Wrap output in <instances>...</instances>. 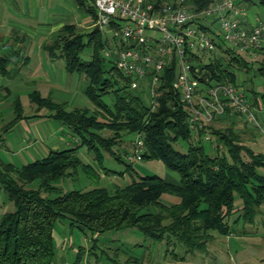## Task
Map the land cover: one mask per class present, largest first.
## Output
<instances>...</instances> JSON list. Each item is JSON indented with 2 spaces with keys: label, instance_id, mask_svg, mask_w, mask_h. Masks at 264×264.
I'll use <instances>...</instances> for the list:
<instances>
[{
  "label": "trees",
  "instance_id": "1",
  "mask_svg": "<svg viewBox=\"0 0 264 264\" xmlns=\"http://www.w3.org/2000/svg\"><path fill=\"white\" fill-rule=\"evenodd\" d=\"M76 1L93 19L96 17L94 0ZM213 1L188 0L187 5L199 12ZM258 2L264 5V0ZM198 25L215 34L217 50L221 52L218 57L207 52L198 55L199 80L207 77L208 84L228 80L243 88L241 76L238 80L240 74L232 67L238 72L248 71L250 62L242 56L246 52H236L212 28L199 21ZM88 46L92 51L85 60L80 53ZM103 46L98 28L81 32L72 24L61 27L44 44L50 59H61L67 72L85 76L83 93L95 108L65 110L63 102L42 96L37 90L28 94L36 110L46 108V117L65 125L78 142L21 166L0 164V186L13 205L12 210L0 215V264H56L53 233L57 221L95 236L133 227L152 239L173 237L187 253L204 252L214 233L229 235L230 222L252 223L264 204V152L243 143L233 122L238 116L215 118L230 122L220 128L210 126L215 150L210 153L211 146L204 143H208L204 141L205 127L189 126L186 107L172 86L173 67H165L157 86V105L152 109L150 99L146 103L141 97L142 93L147 94L145 84L139 82L131 88V77L124 75L112 59L105 60L100 55ZM260 51L264 47L255 55ZM15 54H0V74L9 75L8 65ZM258 72L264 76V66H259ZM106 95L112 96L111 105L103 100ZM247 98L252 106H260L256 98ZM12 105L15 115L0 128V138L23 117L17 96ZM105 131L110 134L105 135ZM124 133H136L142 138L143 148L137 158L161 161L178 174L179 180L168 181L157 174L137 175L113 190L100 186L62 191L54 184L58 179L76 175L79 169L88 177H99L91 164L82 161L78 150L86 148L98 164L103 152L120 160L115 148ZM122 153L125 157L129 154ZM103 169L108 174L109 170ZM33 182H37V187L31 186ZM164 193L176 196L177 201L164 204L160 200Z\"/></svg>",
  "mask_w": 264,
  "mask_h": 264
},
{
  "label": "rangeland",
  "instance_id": "2",
  "mask_svg": "<svg viewBox=\"0 0 264 264\" xmlns=\"http://www.w3.org/2000/svg\"><path fill=\"white\" fill-rule=\"evenodd\" d=\"M247 12L254 18H258V21L264 22V5L258 1H254L251 7L246 8ZM81 24V22H80ZM84 25H78V28H83ZM30 29V30H29ZM216 32L217 24L212 27ZM27 31L31 35L33 30L31 26H28ZM106 28H103L101 35L104 41V46L99 50L100 55L105 59H110L108 54V47L105 44V36L111 37V33L104 34ZM41 40V38L35 37V41ZM33 38L31 39V41ZM36 42H33L27 51V55L30 57V63L26 68L20 69L19 77L8 79V87L10 89V95L4 97V103L0 106V126L5 125L14 117L13 111V99L18 97L21 104V112L23 116H31L36 113V106L28 97V94L34 90L43 87L52 88L51 98L57 102H63L65 104V110H72L74 108H86L93 111L95 106L87 95L83 93V89L87 84L83 78V74L77 72H60L58 80L52 83L40 84V79L33 77L32 73H40L43 70L39 66H36L38 62V49L36 48ZM91 47H85L80 53L82 59L88 60L91 55ZM43 52V50H41ZM46 53V52H45ZM43 52V54H45ZM219 56L221 52L216 51ZM242 56L250 62V68L248 71L238 72L236 67H232L235 73H239L238 80H243V90L246 89V94L249 98H256L258 108L253 105L258 123L262 126L264 121H260V112L264 115V99L261 98V94H264V76L258 72L259 66H264V56H253L249 53H242ZM257 60V62H254ZM253 61V62H252ZM63 63V60H59ZM36 66V67H35ZM35 68V70H33ZM33 70V71H32ZM49 72V69L47 68ZM27 73V74H26ZM241 76V79L239 78ZM257 92L254 94L252 90ZM141 97L148 103L149 97L146 93H142ZM103 100L112 104V96L106 95ZM43 111H48L46 108H42ZM230 120L214 119L213 122L205 125L204 135L208 134V139L204 137V142L210 145V153H214L212 146L214 145V137L210 132V126L214 128H220L228 125ZM234 125L241 135L243 143L252 146L256 150L264 152V128H256L252 123H246L241 117H234ZM59 123V122H58ZM15 134V133H14ZM105 135H109L110 132L105 131ZM136 133H124L122 141L116 146L120 152L121 159H116L113 155L103 152L102 162L98 164L94 159L91 163L80 152L79 157L83 162L91 164L95 170V173L99 177H88L81 169H79L76 175L58 179L54 182L57 187H60L62 191L68 190H88L93 187H106L113 190L115 187H122L128 184L137 175H151L157 174L168 181L176 182L179 180V176L175 171L167 169L160 161H146L145 159L135 158L131 161L127 160L122 152H129L132 144L137 139ZM183 146L185 144L182 142ZM178 148V144L174 145ZM180 148V146H179ZM129 149V150H128ZM127 152V153H128ZM4 153L3 148H0V155ZM88 157H93L89 152ZM154 165H160L156 168ZM103 167L109 170L108 175H101L100 172H104ZM94 173V174H95ZM32 187H37V182L31 184ZM1 194L4 195L5 201H1L0 215L5 211H10L13 206L7 199V196L0 188ZM54 196L55 194H50ZM160 200L167 205L173 204L177 201V197L164 193ZM3 202V203H2ZM239 202V199H237ZM10 204L12 207H10ZM233 220V218L231 219ZM168 220H165L166 224ZM231 233L229 235H220L214 233L213 238L207 243L206 251L204 252H189L185 251V247L182 243L175 238L164 237L161 240L152 239L144 236L136 228H124L120 230H111L104 232L100 235H92L89 231H82L76 228H72V238L80 239L82 247L85 249L84 263L81 264H241L243 262H250L255 264H264V204L260 207V212L255 216L252 223L244 222H230ZM74 234V235H73ZM80 243V242H79Z\"/></svg>",
  "mask_w": 264,
  "mask_h": 264
},
{
  "label": "built area",
  "instance_id": "3",
  "mask_svg": "<svg viewBox=\"0 0 264 264\" xmlns=\"http://www.w3.org/2000/svg\"><path fill=\"white\" fill-rule=\"evenodd\" d=\"M259 0H214L202 11L188 8V0H94V27L105 36L108 54L119 70L131 77V88L146 86L152 109L157 105V86L165 67L171 65L172 86L184 103L191 128L202 129L219 116H238L261 128L256 111L245 91L228 80H199L198 55L218 57L215 34L201 28L198 21L212 28L222 42L238 53L255 56L264 47V23H248L242 5ZM208 139V134L204 135ZM143 140L137 136L128 161L137 158Z\"/></svg>",
  "mask_w": 264,
  "mask_h": 264
},
{
  "label": "crops",
  "instance_id": "4",
  "mask_svg": "<svg viewBox=\"0 0 264 264\" xmlns=\"http://www.w3.org/2000/svg\"><path fill=\"white\" fill-rule=\"evenodd\" d=\"M89 2L92 3V1ZM252 3L242 5L244 20L248 23L262 22L247 12L246 8L251 7ZM92 20L93 18L78 6L76 0H0V54L16 52L12 63L8 65L9 75L0 74V106L4 103V97L10 95L9 77H19L20 69L26 68L30 63L27 51L33 42L37 43L36 48L39 53L36 66L44 70L40 73H32V75L36 79H40V84L52 83L58 80L60 72L65 74L67 71L64 63L59 62L61 59L48 57L44 44L52 40L64 25L72 24L81 32L89 31L94 28ZM80 22L85 27L78 28V25H81ZM28 26H31L33 30L31 35L27 31ZM211 26L213 27V25ZM38 36L41 40L35 41V37ZM259 55L264 56V51H260ZM83 77L86 81L85 76ZM43 86L34 90L39 91L42 96L51 97L52 88L47 89ZM262 111L259 113L260 121H264V115H261ZM47 114L48 111L40 109L34 115L28 117L22 115L23 117L19 118L13 127L4 133L0 138V148L4 150V153L0 155V164L9 162L21 166L45 157L52 150L75 146L78 141L71 131L58 121L46 117ZM261 127L264 128V123ZM79 152L91 163H94L93 157L87 156L89 152L86 148H80ZM154 166L159 168L160 165ZM100 173L104 176L108 175ZM1 191L3 192L2 188ZM1 196L0 202H4V195L1 194ZM10 204L12 205L11 202ZM10 204L8 205L12 207L13 205ZM71 229L63 221L56 222L53 233L56 244V264H81L84 261L86 251L81 245L83 239L80 241V239L72 238Z\"/></svg>",
  "mask_w": 264,
  "mask_h": 264
}]
</instances>
